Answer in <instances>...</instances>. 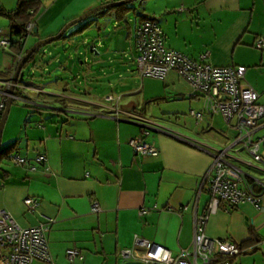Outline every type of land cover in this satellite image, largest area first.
I'll return each instance as SVG.
<instances>
[{
  "label": "crops",
  "instance_id": "0c3cea01",
  "mask_svg": "<svg viewBox=\"0 0 264 264\" xmlns=\"http://www.w3.org/2000/svg\"><path fill=\"white\" fill-rule=\"evenodd\" d=\"M38 1L42 9L35 19L36 35L28 37L26 50L37 40L57 34L68 21L113 0ZM15 5L16 0H0V7L6 10ZM139 16L158 23L170 49L194 59L208 51V59L214 65L245 66L246 83L258 92V102L264 103V0H147L143 12L135 17V28ZM111 20L117 21L112 12L99 17L96 23L104 26ZM8 32V21L0 19V37L8 36ZM133 35L129 36L132 43ZM260 38L263 41L258 48ZM99 45L102 47V42ZM93 48L92 45L91 51ZM110 49L113 48L106 50ZM3 51L10 56L2 55L0 59V81L11 76L2 71L13 70L18 58L10 48ZM96 55L92 58L95 63L101 59V54ZM100 72L115 75L116 68L105 71L101 67ZM88 73L89 78L96 75L91 70ZM121 78L119 75L106 84L111 93L117 91L114 96H120L118 105L123 112L149 119L143 103L134 98L137 93H141L143 101H163L177 107L175 113L179 116L203 107L204 99L189 97L190 85L174 71L163 79L144 77L149 79L143 80L141 88L120 85ZM67 91L64 86L60 91L38 92L50 94L49 100L38 99L34 91V95L27 94L37 115L28 113L24 140L15 136L17 145L13 151L29 159L44 154L45 161L31 160L30 166L0 163V207L21 226L37 224L40 213L54 219L46 232L51 261L31 264H120L119 250L131 247L135 237L158 243L172 255L189 247L193 212H201L208 201L207 192L200 190V185L211 164V155L157 131L143 137L158 147V155H138L128 140L141 134V127L122 113L115 116L111 110L115 103L103 99L106 93L92 98L90 92L76 96ZM53 100L60 101L58 106H51ZM46 109L57 115L46 119L47 112L44 117L41 115ZM217 116L223 120L220 115H205L197 125L176 120L165 126L207 143L211 138L224 146L234 132ZM257 135H264V128ZM242 151L237 149L233 154L240 158ZM259 151L264 162V141ZM232 161L244 173L264 181L263 170ZM27 197L38 199L36 211L27 210ZM95 203L98 211L92 210ZM205 233L240 248L241 253L231 258V264H264V212L252 204L243 203L228 211L221 207L209 217ZM71 247L80 250L82 260L66 257V250Z\"/></svg>",
  "mask_w": 264,
  "mask_h": 264
},
{
  "label": "built area",
  "instance_id": "2783aa9c",
  "mask_svg": "<svg viewBox=\"0 0 264 264\" xmlns=\"http://www.w3.org/2000/svg\"><path fill=\"white\" fill-rule=\"evenodd\" d=\"M34 27L33 20L25 26L21 38L23 46L16 64L26 52L25 44ZM262 41L263 38L257 41L258 48L262 46ZM10 44L9 36L0 37V47L9 49ZM133 46L136 52V68L141 77L163 79L168 72L174 71L190 85L189 97L199 96L204 99L200 110H189L194 123L199 124L205 115H220L234 135L227 145L213 148L205 141L188 137L161 123L123 112L118 105L120 96L108 94L103 98L105 101L115 103L111 107L115 116L122 113L126 115L128 121L138 124L143 129L141 134L128 140L134 153L141 156L158 155V147L153 142L145 141L143 137L157 131L188 142L211 155V164L200 185V190L205 189L207 192L208 201L201 212H193L190 246L181 248L172 255L166 247L158 243L135 237L131 247L119 250L120 264H231L230 258L238 256L241 253L240 248L228 240L209 237L205 233V227L209 217L221 207L228 211L230 207L250 203L257 210L264 212L262 200L264 181L244 173L232 161L234 159L242 161L264 171V162L259 151L264 135H257L258 131L264 128V103L258 102V92L246 83L245 66H217L209 61L208 51L194 59L168 48L164 43L163 31L154 19L147 18L138 23L134 30ZM10 78L11 76L5 81H0V112L4 109L9 96ZM23 89L36 93L41 91L38 87L17 82L11 100L34 104ZM237 149L244 150L251 160L244 161L235 156L233 152H237ZM9 160L16 165L30 166L31 160L36 163L44 162L45 156L38 154L29 159L12 153ZM24 205L28 211L34 212L38 209V199L27 197L24 199ZM92 210L98 211L96 203ZM142 213L143 210L140 211V214ZM39 219L35 225L21 226L5 208L0 207V264L51 261L46 232L54 219L42 213L39 214ZM66 257L69 260L83 259L82 253L76 247L68 248Z\"/></svg>",
  "mask_w": 264,
  "mask_h": 264
},
{
  "label": "rangeland",
  "instance_id": "374dc122",
  "mask_svg": "<svg viewBox=\"0 0 264 264\" xmlns=\"http://www.w3.org/2000/svg\"><path fill=\"white\" fill-rule=\"evenodd\" d=\"M145 1L147 0H136L127 4V6L132 7L135 11L130 12L123 21H116L114 23L113 20H111L110 22H104V26L103 24L101 25L100 22L96 23V21L85 31L77 33L75 31L83 23L88 20H94L96 17L89 16L84 21L73 25L65 33V35H70L71 32H74L75 34L72 35V39H58L42 46L43 49H40L39 52H37L33 58L23 66V79L21 80V83L33 87L39 86V89L41 87V90L46 93L60 91L65 86L68 93H72L76 96H86V93L90 92L91 96H93L92 98H94L96 94L99 96L103 94L105 95V93L107 95H116L117 91L116 93H111V91H109L110 87H108V84L106 83H108L107 80L114 79L120 75V77H122L120 85L130 84L133 87L141 88L143 80L146 82L149 78L144 79V77H141L136 68V52L129 36L134 33L136 14L138 13L139 15V13L143 12ZM0 19L7 21L3 17H0ZM100 42H102V47L99 45ZM92 45L94 48L91 51L90 47ZM108 47L113 49L106 50ZM97 52L99 55L101 54V59L95 63V60L92 58L97 56ZM2 55L7 56L9 53H5L3 48L0 47V59ZM108 58H111V61L108 60ZM101 67H103L105 71H110L112 67L116 68V74L113 75V73H111L108 75H102L100 72ZM3 68L4 67H1V69ZM90 70L92 73H96L94 77H88V72ZM119 88L120 87L116 90ZM121 88H123V86ZM23 90L26 94H35L28 89ZM46 93H39L38 99H51L52 96H50V94L47 95ZM140 94L141 93H137L134 98L140 101L141 104L143 103V110L151 121L155 120L156 122L158 121V123L161 122L163 123L162 125H165L168 121L175 122L176 120H180L181 122H184L186 120L187 123L188 120V122L190 121L195 125L188 110L179 116V114L175 113L177 107L169 105L163 101H143L144 98H142ZM52 102L54 105L51 106L54 107L58 106L60 103L59 100H53ZM35 111L36 109L31 105H24L22 102L16 100L12 102L1 134V147L10 144L15 140L17 135L24 140L23 129L28 121L27 118H29L28 113L37 115ZM45 112H47V115L43 114ZM41 113L43 117L44 115L46 116V119L50 115L52 117L57 115L55 111L49 109H46ZM39 118L40 115L38 114V121ZM218 121L223 123V120H221L220 117ZM31 124L33 125L34 123ZM28 127L29 126L27 125L26 128ZM199 130L200 127L198 131ZM208 144L213 148L222 147L215 141H212L211 138L208 139ZM12 153L17 152L11 151L8 154L10 155ZM9 155L3 157L1 162L6 163L7 161H10ZM240 158L247 161L250 159L248 154L244 151L240 153Z\"/></svg>",
  "mask_w": 264,
  "mask_h": 264
},
{
  "label": "trees",
  "instance_id": "16d2710c",
  "mask_svg": "<svg viewBox=\"0 0 264 264\" xmlns=\"http://www.w3.org/2000/svg\"><path fill=\"white\" fill-rule=\"evenodd\" d=\"M116 1V0H113ZM111 2V1H110ZM42 9V4L38 0H16V5L13 9L6 10L2 7H0V17H3L7 19L8 24H9V32L8 36L10 39V49L16 53L19 54V52L22 49L23 42L21 41V38L24 34V29L26 24L29 21H35L37 15L40 13ZM135 11L132 7H129L127 5H121V6H116L113 8H109L103 11L98 12L95 16L96 17H103L108 15L110 12L114 13V17L117 21H123L126 19V16L132 12ZM138 17V15H136ZM140 22L144 19H147L145 17L139 16ZM96 19L88 20L85 23H83L75 32H83L86 29H88L93 22H96ZM139 22V23H140ZM35 28V27H34ZM75 34L74 32H71L70 35H63L60 39H72V35ZM32 35H36V33L33 31ZM42 47H40L38 50H36L31 58L39 52V50ZM30 58V59H31ZM29 59V60H30ZM26 65V64H25ZM12 69H7L5 71H2L5 74H11ZM39 94V93H38ZM13 102V101H12ZM24 105H33V104H25ZM1 115V112H0ZM17 145V140H15L12 144L5 146L3 148H0V163L1 159L3 157H7L11 151H13L16 148ZM232 258V257H231ZM230 258V261H231Z\"/></svg>",
  "mask_w": 264,
  "mask_h": 264
},
{
  "label": "water",
  "instance_id": "95a60500",
  "mask_svg": "<svg viewBox=\"0 0 264 264\" xmlns=\"http://www.w3.org/2000/svg\"><path fill=\"white\" fill-rule=\"evenodd\" d=\"M133 1H136V0H116V1H111V2H108V3H104L102 5H99L97 7H94L92 9H90L89 11L83 13L82 15L78 16L77 18L68 21L60 29V31L57 34L45 37V38L40 39V40H37L36 42L33 43V45H31L26 50L25 54L23 55L21 60L15 65V67L13 68V71L11 73L10 86L8 88L9 96L7 97V100L5 102V107L2 110L1 115H0V148H1V134H2V130H3V127H4V124H5V121H6L10 106L12 104L11 94L14 91L15 84L17 82L21 83V80L23 79L22 68L29 61V59L31 58L33 53L36 50H38L40 47H42V46H44V45H46L48 43H51V42H53L55 40L60 39L70 27H72L73 25H75V24H77V23H79L81 21H84L89 16H95L100 11H103V10H106V9H109V8H113V7H116V6L127 5V4H129V3L133 2ZM98 18L99 17H96V20ZM34 32H36V28H34ZM134 124H136V123H134ZM141 130L143 131L142 128H141ZM152 132H154V131H152ZM238 206H240V205H238Z\"/></svg>",
  "mask_w": 264,
  "mask_h": 264
}]
</instances>
